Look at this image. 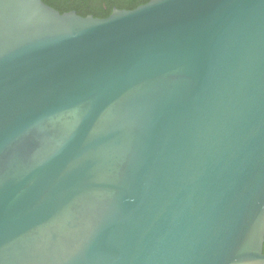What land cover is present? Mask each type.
I'll list each match as a JSON object with an SVG mask.
<instances>
[{
  "label": "water",
  "instance_id": "water-1",
  "mask_svg": "<svg viewBox=\"0 0 264 264\" xmlns=\"http://www.w3.org/2000/svg\"><path fill=\"white\" fill-rule=\"evenodd\" d=\"M263 243L264 0H0V264H264Z\"/></svg>",
  "mask_w": 264,
  "mask_h": 264
},
{
  "label": "trees",
  "instance_id": "trees-1",
  "mask_svg": "<svg viewBox=\"0 0 264 264\" xmlns=\"http://www.w3.org/2000/svg\"><path fill=\"white\" fill-rule=\"evenodd\" d=\"M47 3L58 8L60 11L77 10L82 15L93 13L94 16L106 17L112 12V4H107V7L101 8L103 0H45ZM106 1V0H105ZM149 0H123L119 1V7L134 8L139 4ZM107 2V1H106Z\"/></svg>",
  "mask_w": 264,
  "mask_h": 264
},
{
  "label": "flooded vegetation",
  "instance_id": "flooded-vegetation-1",
  "mask_svg": "<svg viewBox=\"0 0 264 264\" xmlns=\"http://www.w3.org/2000/svg\"><path fill=\"white\" fill-rule=\"evenodd\" d=\"M107 1V2H106ZM103 0V2H101V8H104L107 7V4H112V11L115 7H118V8H124V7H119L118 3L119 1H123V0ZM72 10H75V9H72ZM77 11V10H75ZM80 14V13H79ZM88 14H93V13H88ZM87 14V15H88ZM94 15V14H93ZM263 252H264V243H263Z\"/></svg>",
  "mask_w": 264,
  "mask_h": 264
}]
</instances>
